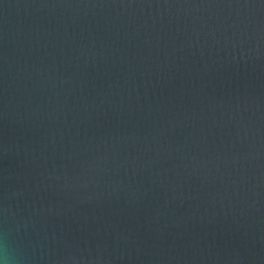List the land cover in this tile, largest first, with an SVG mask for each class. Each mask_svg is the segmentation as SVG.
<instances>
[{
	"label": "water",
	"instance_id": "95a60500",
	"mask_svg": "<svg viewBox=\"0 0 264 264\" xmlns=\"http://www.w3.org/2000/svg\"><path fill=\"white\" fill-rule=\"evenodd\" d=\"M0 260L264 264V0H0Z\"/></svg>",
	"mask_w": 264,
	"mask_h": 264
},
{
	"label": "clouds",
	"instance_id": "9594fccd",
	"mask_svg": "<svg viewBox=\"0 0 264 264\" xmlns=\"http://www.w3.org/2000/svg\"><path fill=\"white\" fill-rule=\"evenodd\" d=\"M0 264H5V262L3 260H0Z\"/></svg>",
	"mask_w": 264,
	"mask_h": 264
}]
</instances>
